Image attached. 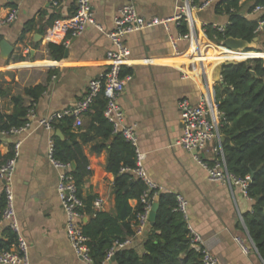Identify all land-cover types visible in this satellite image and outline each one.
<instances>
[{
    "label": "crops",
    "instance_id": "1",
    "mask_svg": "<svg viewBox=\"0 0 264 264\" xmlns=\"http://www.w3.org/2000/svg\"><path fill=\"white\" fill-rule=\"evenodd\" d=\"M130 4L147 19H166L177 13L176 0H93L97 25L105 33L112 31L119 12ZM77 6L78 0H61L59 6L54 5V0H0V20L6 19L12 8L18 11L13 24L0 26L1 43L5 41L14 49L5 59L0 45V112L17 116L27 113L34 103L37 119L47 118L76 106L85 97L90 82L106 75L107 55L114 46L96 26L88 27L81 37L72 38ZM247 7L243 8L245 16L258 20L259 15L248 14ZM196 17L197 36L209 44L213 42L204 24L229 23V17L218 15L214 5L196 13ZM181 28L173 23L170 31L159 26L127 37L131 57L123 68V77L128 81L120 99L125 122L136 129L150 180L162 188V193L187 199L188 225L202 236L205 246L220 264H264L245 224V216L252 212L253 200L246 198L239 188L211 181L194 156L177 145L184 134L178 103L188 99L198 104L206 81V77L194 75L186 61L189 42L179 41L177 49L172 44L171 37L179 38ZM187 29L189 33L188 26ZM259 39L262 44L264 34ZM50 44L64 46L62 59L52 56ZM213 47L206 50L207 59L214 58ZM234 59L237 58L226 60ZM221 74L222 67H217L207 77L216 85ZM38 86L45 91L35 102L26 90ZM95 111L93 107L84 116L82 128L76 129L73 122L74 133L91 139L84 145L91 173L81 187V196L85 202L102 199V207L94 206V209L116 216V177L107 169L112 141L95 136L92 130ZM59 131L65 140L66 135L60 129L51 134L34 127L18 137H0L4 156L18 140L22 141L13 190L21 236L29 245L30 264H87L68 240L67 215L57 191L59 171L48 157L50 142ZM103 144L106 146L100 150ZM211 148L201 154L204 161H213ZM3 194L4 182L0 179V199ZM138 204L137 200L130 201L133 209ZM90 220L84 214L83 224ZM9 228L8 222L0 224L1 243L9 242ZM151 229L149 225L141 235L131 238L126 248L144 255ZM10 251H18V244L12 245Z\"/></svg>",
    "mask_w": 264,
    "mask_h": 264
},
{
    "label": "trees",
    "instance_id": "2",
    "mask_svg": "<svg viewBox=\"0 0 264 264\" xmlns=\"http://www.w3.org/2000/svg\"><path fill=\"white\" fill-rule=\"evenodd\" d=\"M248 5L247 13L252 15L256 7H264V0H217L215 10L218 15H227L229 23L225 32H220L213 25L205 28L210 40L221 43L228 38L244 40L253 43L262 34H257L258 20L245 17L243 8ZM264 19V14L261 16ZM182 35L188 33L187 25L181 28ZM2 38L0 37V45ZM264 46V42L262 43ZM52 56L62 59L65 48L55 44L49 45ZM215 62H222L234 57H264L263 54L250 53L247 56H236L224 49L213 47ZM222 82L215 87L216 100L221 112L225 115L222 128L223 145L228 170L240 179L251 177L248 187V197L253 200L252 212L245 216L248 232L264 259V59L248 60L234 66H222ZM1 87V86H0ZM1 89V88H0ZM44 87H35L26 90L34 101L40 99ZM106 100L99 99L95 104V113L92 114V130L95 136L105 141H112L108 171L116 177V216L96 211V198L84 201V214L91 217L87 224H83L84 235L89 239L93 264H105L108 252L116 243L123 244L135 236V223L138 214L143 211L141 197L147 186L141 180L135 179L131 173H122V169L136 167L135 149L127 143L121 135H116L113 125L106 119L104 110ZM27 113L17 116L0 112V131H9L13 127L25 124ZM72 117L62 119L56 130L60 129L66 139L62 140L54 135V156L57 160L76 164L73 176L79 187L90 175L89 161L84 153V145L91 141L86 135L73 132ZM0 164L8 162L14 154V147L4 156L1 152ZM105 144L99 149L105 148ZM131 200L139 202L136 209L130 205ZM159 210L156 224L152 227L145 244L146 253L139 255L135 250L122 249L116 252L117 264H203L201 254L191 248L188 223L182 214L176 211V195L160 193L158 197ZM6 208V197L0 199V217ZM9 242H0V252L10 251L12 245L18 244L17 235L8 229Z\"/></svg>",
    "mask_w": 264,
    "mask_h": 264
},
{
    "label": "built area",
    "instance_id": "3",
    "mask_svg": "<svg viewBox=\"0 0 264 264\" xmlns=\"http://www.w3.org/2000/svg\"><path fill=\"white\" fill-rule=\"evenodd\" d=\"M60 1L61 0H54V5L59 6ZM216 1L217 0H176V15L166 19L156 17L147 19L138 12L135 5L130 4L125 6L117 15L115 19V28L105 33L103 28L96 23L93 0H78L77 12L74 16L75 27L73 28L71 36L72 38L81 37L90 26H96L102 33H105L114 46V49L108 52L107 55L109 61L108 72L103 78L94 79L90 82L85 97L73 108L54 113L47 118L37 119L35 112L36 106L34 103L30 104L25 124L21 127H13L9 131H0V137H18L29 132L33 127L36 129H44L53 134L58 122L66 117H72L74 119V127L80 129L83 127L84 116L91 112L99 98L104 96L106 100L104 110L106 119L113 125L114 133L116 135H121L123 139L135 149L136 153V167L134 169L124 168L121 172L131 173L135 179L141 180L147 186L146 191L141 197L143 211L138 214L135 223V235H141L145 229L151 225L150 214L153 205L158 203L159 194L163 191L162 188L152 182L147 175L144 167L145 155L139 150V140L136 129L134 126L126 124L125 112L120 103V99L124 94L128 81V79L123 77V68L131 57V50L126 39L132 34L155 27L162 26L167 31H170V27L173 23L177 24V26L186 24L189 27V33L181 35L179 38L171 37L172 44L174 48L177 49V43L179 41L185 40L189 42L188 51L185 53L186 61L189 66H191L194 75L206 77V81L203 85V93L198 104L195 105L188 99H182L178 103L184 134L177 142V145L194 156L196 161L206 169L211 181L228 185L231 188H239L242 194L246 198H249L247 190L251 183V177L248 176L245 179L237 178L230 173L226 163L221 132L224 126L225 115L219 108V104L216 100V90L214 89L218 83L222 82V74L216 85L214 82L209 81L207 77L209 71L217 67H222L226 62L231 60L222 61L213 68L214 60L211 58L207 59L206 50L213 45L218 49H224L228 53L236 56H247V54L257 52L245 51V53H243L229 51L223 47V41L221 43L212 41L213 44H209L199 40L196 33V13L215 5ZM253 14L259 15V26L256 33L260 35L264 33V19L261 18L264 14V7H256ZM17 18L18 11L12 8L8 17L0 20V26L11 25ZM227 25H213V27L224 33ZM207 26L208 24H204V29ZM251 57L252 56L234 60L248 61V58ZM21 146L22 141L18 140L14 144L13 157L5 164H0V179L4 182V194L6 197V208L1 213L0 224L8 222L12 231L18 235V251L0 252V264H30L29 245L21 236L13 190V178L20 157ZM210 146L212 147L211 153L214 159L212 162H207L201 158V154ZM54 153L55 147L54 141L52 140L50 142L48 157L52 166L59 171L57 191L61 206L67 215L68 240L79 257L87 264H93L91 249L88 245L89 239L83 232L84 214L82 210L85 208V203L82 197H80L79 187L73 176V165L57 160ZM176 199V211L182 214L187 221L188 201L181 195H177ZM102 205V199L95 200V208H101ZM188 229L190 231L191 248L201 254L202 263L220 264L219 259L205 246V241L202 236L195 232L190 225H188ZM130 239L123 244L116 243L113 249L108 252L105 264L111 263L116 252L125 249L130 243Z\"/></svg>",
    "mask_w": 264,
    "mask_h": 264
},
{
    "label": "water",
    "instance_id": "4",
    "mask_svg": "<svg viewBox=\"0 0 264 264\" xmlns=\"http://www.w3.org/2000/svg\"><path fill=\"white\" fill-rule=\"evenodd\" d=\"M259 41H260V39L256 38L253 43H248L244 40L235 39V38H228V39L223 41L222 45L224 48L228 49L229 51L243 52V51L249 50L250 52H254L253 50H255L257 48ZM1 50H2V56L5 59H8L14 52L13 47L5 41H3L1 43ZM67 54H68V51H66V56H67ZM258 59H264V57L257 56V57L248 58V60H258ZM242 62H245V61H241V62L228 61L224 65L225 66H234V65H237V64L242 63ZM57 135L59 138L63 139V135L60 131L57 133ZM73 168H74V170L76 169L75 163L73 164ZM158 210H159V203H155L153 205L152 212L150 214V222H151L152 227H154L156 224V220H157V216H158ZM112 262H115V257L112 259L111 263Z\"/></svg>",
    "mask_w": 264,
    "mask_h": 264
},
{
    "label": "rangeland",
    "instance_id": "5",
    "mask_svg": "<svg viewBox=\"0 0 264 264\" xmlns=\"http://www.w3.org/2000/svg\"><path fill=\"white\" fill-rule=\"evenodd\" d=\"M249 51V50H248ZM254 52H257V53H261L263 54L264 53V46L261 44V43H258L257 45V48L255 50H253ZM243 53H245V51H243ZM231 61H237V62H241L239 60H231Z\"/></svg>",
    "mask_w": 264,
    "mask_h": 264
},
{
    "label": "bare ground",
    "instance_id": "6",
    "mask_svg": "<svg viewBox=\"0 0 264 264\" xmlns=\"http://www.w3.org/2000/svg\"><path fill=\"white\" fill-rule=\"evenodd\" d=\"M219 63H221V62H215V63H214V66L218 65ZM214 66H213V67H214Z\"/></svg>",
    "mask_w": 264,
    "mask_h": 264
}]
</instances>
